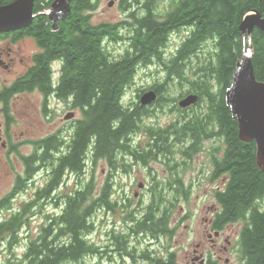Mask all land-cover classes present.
I'll use <instances>...</instances> for the list:
<instances>
[{"label":"trees","instance_id":"1","mask_svg":"<svg viewBox=\"0 0 264 264\" xmlns=\"http://www.w3.org/2000/svg\"><path fill=\"white\" fill-rule=\"evenodd\" d=\"M12 1L0 0V5ZM54 1L36 0L34 12L38 15L31 25L16 32L17 36H32L40 51L33 56L34 64L27 74L8 91L38 89L65 102L70 100L82 116L71 136L49 135L34 141L31 153H19L24 171L0 200V213H9L0 219V253L4 247L10 251L23 244L24 251L19 257L9 254L6 260L0 259V264H84L88 258L99 259L111 253L150 264H179L174 253L157 257L136 245L142 239L174 236L170 220L179 197L169 200L164 189L155 186L147 204L137 207L118 177L131 172L134 163L150 168L151 161L160 156L179 166L182 163L177 162V154L187 164L185 159L194 157L203 149V141L214 137L222 139L223 152L218 153L220 147L214 148V170L207 176L212 181H226L215 191L220 207L211 219L213 228L222 231L243 222L238 239L243 263L264 264V171L257 164L255 142L240 139L237 119L226 101L237 63L251 45L256 78L264 81V31L255 27L249 42L240 28L248 11L256 10L264 16V0H170L174 8L163 20L154 11L160 0H146L147 13L142 16H138L140 9L131 8L132 3L139 8L142 0H119L121 8L129 12V20L122 24L132 23L137 15L135 28L129 29L131 45L120 56L112 55L106 41L122 39L118 31L122 24L92 22L98 0H71L70 12L58 22L57 30L47 15L39 14ZM183 27L187 35L168 57L171 49L167 48L176 33L173 29ZM154 60L161 63L165 73L161 83L150 87L159 101L167 99V84L174 80L186 82L183 91L199 95L197 109L180 114L170 127L155 131L154 126L143 127L148 116L140 102L143 92L138 95L139 101H124L138 67ZM56 62L60 63L61 74L55 85ZM200 106L203 109L199 110ZM142 137V143L137 142ZM101 161L106 162L108 171L100 184L96 171ZM39 174L46 180L36 186ZM174 178L176 184L169 185L178 191L182 180ZM31 187L35 188L31 198L15 206L16 198ZM188 190L182 191L186 197ZM48 203L55 205L54 211L45 213V222L35 236L22 239L30 218L42 213ZM118 210L124 212V229L107 231L108 241L103 245L94 242L92 235L98 229L95 216Z\"/></svg>","mask_w":264,"mask_h":264},{"label":"rangeland","instance_id":"2","mask_svg":"<svg viewBox=\"0 0 264 264\" xmlns=\"http://www.w3.org/2000/svg\"><path fill=\"white\" fill-rule=\"evenodd\" d=\"M113 4L110 5V2ZM98 6L92 11V22L94 24L98 23H117L120 21H126L128 15L127 11H124L119 0H98ZM51 25L53 24L50 20ZM181 32L176 33L171 40V44L168 46L167 50L168 57L172 54V49H176L182 40ZM125 35V32H123ZM9 41L0 42V45L7 47ZM126 40L122 39L120 41H106V47L111 51L112 55L120 56L126 49ZM14 49V53L18 57L23 58L24 61L18 65L15 71L12 73L10 79H13L16 75H20L27 67L33 65L34 53L40 51L37 42L34 39H25L16 44L10 45ZM207 46V45H204ZM203 46V47H204ZM206 48V47H205ZM166 50V52H167ZM203 55V52L201 53ZM195 66V61H193ZM59 68L60 63L56 62L54 64V79L59 78ZM165 73L161 63L154 60L151 64H141L138 67L136 76L133 80L131 86L125 91L124 101L127 103H132V101H139L138 95L140 92H145L150 90L151 86L159 84L162 82ZM185 75H187L185 73ZM186 82H181L179 80H174L167 84V99L160 101V105L156 108H152L150 115L144 118L143 127L156 126V127H166L172 124L180 117L179 114H171L169 111H180L175 110L179 107V102L183 98H179V95L184 92ZM162 96H160L161 98ZM43 97L40 93L34 92L31 94L24 95L21 100L17 102L18 117L19 122L16 126V132L18 135H22V144L20 152L23 154H29L33 150V145L27 143L28 141L47 136L49 134L55 133L64 127L65 118L69 111H74L73 115L76 118H80L81 112L78 109H71L68 103L55 98L50 97L47 104V111L42 110ZM196 104V103H195ZM192 104L188 107H196L198 105ZM182 109V108H181ZM203 107H199V110ZM164 111V112H162ZM71 119V118H70ZM141 140L137 139V142L142 143ZM138 143V144H139ZM137 144V143H136ZM214 143L207 142V150H204L196 157V161L191 163L187 159V164L183 161L184 158L179 155H175L182 164L175 165L174 160L170 162L161 157L159 160L151 161V166L148 168L144 164L134 163L131 172L121 173L119 182L125 186L128 195L132 198V205L140 207L145 206L150 199L151 189L155 186L157 190L164 189L163 194L169 200L175 201L173 199L175 196L179 197L177 204L173 207L172 216L170 220V225L175 228V234L172 237L168 235H162L159 239L155 241L142 239L137 242L142 249H149L151 255L154 256H165L170 253L175 254L176 262L179 264H191V257L194 251L197 250L198 254L202 252L218 251L220 245L226 244L227 240H230V251L228 250L223 254L224 258H228L230 262L237 261V255L235 252L239 253V233L243 226V222H237L230 224L227 228L222 231L218 236L217 233L210 229L211 219L214 218V212L220 207L215 200V191L217 188L223 187L226 179L220 178L218 180L212 181L206 174V167L209 160V156L213 153ZM140 145V144H139ZM169 164V165H168ZM185 165V166H184ZM24 164L20 159L19 154L7 159L5 153L0 154V200L5 197L13 188L17 173H23ZM108 167L105 161H101L99 167L96 171L97 179L100 184L103 179L107 176ZM44 174H39L35 180V185L39 183H44L46 176ZM180 178L182 181V188L178 191L175 190L173 186L176 184V179ZM168 184V185H167ZM178 187V186H177ZM183 188L189 189L187 197L183 194ZM34 187H31L27 193L18 196L14 202L15 206H21L25 198H31L34 193ZM55 205L46 204L42 213H37L33 215L29 220V225L24 230L25 239L28 236H35L41 225L45 222V213L53 212ZM9 215L7 211L0 213V219L5 218ZM124 212L118 210L116 212L102 211L95 216V221L98 222V229L92 235V240L94 242L103 245L108 241L107 231L114 229L116 231H122L126 224L123 220ZM210 230V232H209ZM4 250L0 253V259L6 260L9 254L14 256H21L24 251V244L20 247L10 251ZM231 252H234L231 253ZM139 253H136L138 255ZM197 254V255H198ZM239 255V254H238ZM224 260V259H223ZM151 261H145L139 258L135 260L121 258L117 253H111V256H104L99 259L88 258L84 264H150ZM221 264H227L222 263Z\"/></svg>","mask_w":264,"mask_h":264},{"label":"water","instance_id":"3","mask_svg":"<svg viewBox=\"0 0 264 264\" xmlns=\"http://www.w3.org/2000/svg\"><path fill=\"white\" fill-rule=\"evenodd\" d=\"M36 0H14L0 5V33L24 29L31 25L38 15L34 12ZM71 0H55L41 15H47L53 29H58V22L66 18L71 9ZM113 1L110 2V5ZM255 27L264 31V16L256 10L248 11L241 21L240 28L247 34L249 42ZM253 47L247 48L242 59L237 63L233 81L226 92V101L239 125V137L244 142L254 141L257 147V164L264 171V81L256 78L252 61ZM154 90L145 92L140 102L143 106L157 100ZM198 102L197 94L184 97L179 105L183 108ZM70 116H67L69 118Z\"/></svg>","mask_w":264,"mask_h":264},{"label":"flooded vegetation","instance_id":"4","mask_svg":"<svg viewBox=\"0 0 264 264\" xmlns=\"http://www.w3.org/2000/svg\"><path fill=\"white\" fill-rule=\"evenodd\" d=\"M145 1L146 0H142L141 3L139 4V8L136 4L132 3L131 8L133 10L135 9H140V15L138 16H142L145 15L147 13L146 8L144 7L145 5ZM131 2V1H129ZM174 8L173 3L170 0H160L158 2V5L155 8V14L157 16L158 19L163 20L166 17V13L170 12L172 9ZM129 12H126V14L128 15ZM136 16H133V22L130 24H122L124 23V21H120L117 22L116 24L121 25V27H118V31H120L122 33V39L126 40V43L128 46L129 44L131 45L130 39H129V34L132 33V31H130L129 29H134L136 26L135 19ZM111 25H114L113 23ZM19 30H23V29H18L9 33H1L0 34V42L3 41H9V45L7 47L0 45V154L1 153H5L7 159L12 158L14 156H16V154L21 153L20 148L22 146V144H24V141L22 140V135H18L16 132V126L19 122V117H18V109H17V102L19 100H21V98L26 95V94H31L34 92H38L42 95L43 99V103H42V110L43 111H47V104L49 102V96L51 97H55L50 95H47L43 92H41L38 89H34V90H30V91H21V92H10L8 91V88H10L11 86H13V84L20 79L21 77L25 76L27 74V72L29 71V69L31 68L32 65H30L29 67H27L20 75H16L13 79H10L12 73L15 71V69L18 67V65L20 63H22L24 61L23 58L18 57V55L16 53H14V49L10 46L11 44H16V42H19L21 40H25V39H34L32 36L30 35H18L16 34L17 31ZM174 32L178 33L181 32L180 34L181 37L183 38L184 36L187 35V28L183 27L181 30H176L173 29ZM123 32H125V35L123 34ZM175 33V34H176ZM120 38H118V41L122 40ZM35 40V39H34ZM111 41V40H108ZM207 46H209L208 44H206ZM39 52V51H38ZM37 52V53H38ZM37 53H34L37 54ZM34 64V61H33ZM194 73V71H192ZM61 74V66L59 68V76ZM59 79V78H58ZM57 79V80H58ZM57 80L55 82H57ZM186 94V95H185ZM189 94H197L194 92L188 93V91H184V93L182 92L180 94V96L184 95L182 98L186 97ZM198 95V94H197ZM199 96V95H198ZM56 98V97H55ZM64 101V100H62ZM68 103V105L71 106V101L70 100H66ZM65 102V101H64ZM199 102L195 105H198ZM160 105V101H159V95H158V100L153 103L152 105H148V106H143L144 108L142 109L143 111L146 110V112L148 113V115H150V111L152 108H156ZM161 106V105H160ZM196 107H186V108H179L176 107L175 110H180V111H169L171 114H181V115H187L188 113H191L193 111V109ZM72 109V106H71ZM164 112V111H162ZM202 113H208L209 111H200ZM74 111H69L67 113V116H70L69 118H67L66 116V120L65 122H63V125L66 127V130L64 131V127H62V129H60L59 131H57L59 134L66 135V138L71 136L73 127L77 121L75 115H73ZM71 118V119H70ZM172 124L167 125L166 127H170ZM155 127V126H154ZM155 129H162L164 130L166 127H155ZM49 136V135H47ZM47 136L41 137V138H37V139H42V138H46ZM34 139V140H37ZM34 140L28 141L27 143L32 145V142ZM209 142H213L214 144L212 145L213 147V151L214 148L216 150V147H220L218 153H222L223 152V142L222 139H220V137L216 138L214 137L213 139H206L203 141V149L201 151H199L198 153H196L194 155V157L189 158L188 161L193 163L196 161V157L202 153L204 150H207V146L206 143ZM186 145L188 146V142H185ZM213 155L209 156V160L207 163V167H206V171L208 175L209 173H212V171L214 170L213 164H212V159H213ZM17 178V176H16ZM16 180V179H15ZM210 229H213V231H215L216 236H218L222 231H216L213 228L212 225V221L209 224ZM210 232V230H209ZM227 243L224 244L223 246L220 245V250L216 251H211V252H202V253H197L198 251L195 250L194 254L191 257V264H221L222 263H227V264H244L243 260H242V256H240L239 253L235 252V255H237V261H232L230 262V260L228 258H224L223 254L228 250L230 251V240L226 241ZM234 254V252H231ZM198 254V255H197ZM239 254V255H238ZM224 259V260H223Z\"/></svg>","mask_w":264,"mask_h":264}]
</instances>
